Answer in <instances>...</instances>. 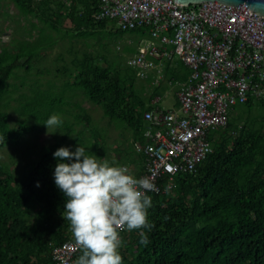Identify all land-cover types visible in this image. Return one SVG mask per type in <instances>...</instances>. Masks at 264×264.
I'll use <instances>...</instances> for the list:
<instances>
[{"label":"trees","instance_id":"trees-1","mask_svg":"<svg viewBox=\"0 0 264 264\" xmlns=\"http://www.w3.org/2000/svg\"><path fill=\"white\" fill-rule=\"evenodd\" d=\"M11 1L20 13L35 16L42 25L31 23L21 45L14 38L0 47V147L18 143L26 131L46 127L53 114L62 124L52 128L57 134L54 144L42 145L36 158L21 162L20 177L13 174V165L0 161V264H55L52 249L75 240L62 216L67 198L54 183L60 161L53 153L60 147L74 152L81 146L102 160L107 157L102 129L73 98L81 93L100 106L110 122L130 131L132 143L127 151H120L121 164L128 162L134 138L142 137L146 126L142 114L151 109L147 100L152 96L145 88L154 94L159 86L140 82L126 63L86 49L67 62L58 54L57 68L34 65L58 39L68 38L67 50L72 52L74 37L89 39L96 29L104 28L125 31L113 19L96 20L94 0ZM128 33L132 43L118 47L127 56L147 35L145 28ZM38 67L42 71L36 77ZM43 69L53 73L45 81ZM62 73L71 77L58 82L55 77ZM9 109L20 117L13 127L8 123ZM216 130L218 134L209 136L212 152L195 172L177 174L170 191L147 193L152 198L147 217L152 228L120 232L122 264H264V101L250 99L235 105L227 124ZM137 159L144 160V154L138 152ZM106 160L112 166L117 163L115 157ZM141 231L147 235V245L140 243ZM81 254L78 249L70 264H76Z\"/></svg>","mask_w":264,"mask_h":264},{"label":"built area","instance_id":"built-area-1","mask_svg":"<svg viewBox=\"0 0 264 264\" xmlns=\"http://www.w3.org/2000/svg\"><path fill=\"white\" fill-rule=\"evenodd\" d=\"M95 1L96 20L113 19L123 31L146 29L147 40L137 42L125 61L138 79H160L161 62L174 57L188 68L176 92L179 110L143 112L149 142H134L144 154L142 172L128 169L152 181L150 192L170 191L177 174L195 172L212 152L209 136L227 124L235 105L264 101V16L246 3L215 0ZM77 251L75 241H64L52 249L53 260L70 264Z\"/></svg>","mask_w":264,"mask_h":264},{"label":"clouds","instance_id":"clouds-1","mask_svg":"<svg viewBox=\"0 0 264 264\" xmlns=\"http://www.w3.org/2000/svg\"><path fill=\"white\" fill-rule=\"evenodd\" d=\"M44 124L47 129L58 128L62 121L53 114ZM53 157L60 161L53 173L55 186L67 198L62 216L82 253L76 264H122L120 232L151 230L147 217L152 198L147 193L155 185L148 177L134 178L127 167L112 166L81 146L74 152L60 147ZM140 243H149L143 231Z\"/></svg>","mask_w":264,"mask_h":264},{"label":"rangeland","instance_id":"rangeland-1","mask_svg":"<svg viewBox=\"0 0 264 264\" xmlns=\"http://www.w3.org/2000/svg\"><path fill=\"white\" fill-rule=\"evenodd\" d=\"M31 23H36L40 26L42 25V23L35 16L23 15L22 13H20V11L17 9V7L13 4L11 0H0V47L2 46V42L13 43L14 38V42H16V44L20 43L21 45L20 40H25V36L27 37V34L25 32L26 30L30 29ZM65 23L68 26L71 25L67 21ZM36 31L37 29L33 30V36L36 35ZM52 34L54 37L56 36V34H54L53 32ZM84 34H88L87 29L84 30ZM130 34L128 33V31H125L124 34H120L117 31L111 29H96L94 31L93 37H90L88 35L89 39H85V37L83 36H81L82 39H78L79 37H74L75 39H77L73 40V44H75V51L73 50L74 52H71V48L67 50L69 46L68 38L58 39L49 51H43V53L41 54L42 58L39 60V62L35 63L34 65L42 66L45 64L46 66L51 65L52 68L54 66L57 68L58 65H55V63H60L59 61L55 60L58 54H62L63 61L67 62V60H70L71 57L82 54L83 50L85 49V51L89 52V54L100 53L102 55H106V57L108 58H114L113 60L119 62L122 65H125L127 55H125L126 53H124L122 50H119L118 47L124 44L132 43V36H128ZM29 42L31 41H27V43ZM89 44L90 46L88 47ZM41 71L42 67L35 68L34 72L36 73H34V76L37 77L38 74H41ZM44 73L45 74L42 75L43 81L51 78L53 74L52 71L46 73L45 70ZM34 76L33 78H36ZM70 77V75H64L62 73L59 77H55V79H58L57 81L60 82L63 79ZM151 90L152 89L150 88H145L146 94L151 95ZM73 100L80 101L81 105L91 115L93 124L98 129H102V144L105 147L107 157H115L117 162L115 165L116 167L128 166L129 164H127V162H121V164L118 162L121 157L120 155H122L121 152H123V150L127 151L129 145L132 143L130 131H126V129L124 130L121 127H117L114 123L110 122L106 117L103 116L101 107L85 100L82 97L81 93L76 94ZM173 103L174 98L172 96H168L163 101H161L160 104L162 107H169ZM8 113L9 125L12 127L16 126L17 118H20L19 115L10 109L8 110ZM217 131L218 130L213 131L215 132V135L218 134ZM56 135L55 132H53L52 128L47 129L46 127L26 131L21 135L18 140V143H9L6 144L4 147H0V161L13 165L11 167V169L13 170V174L16 177L18 173V176L20 177L21 174H23L22 172H19L21 162L22 164H25V162L36 158L38 156L39 149L42 145L48 146L55 143ZM29 148L31 149V151L28 150ZM115 149H117V152H121L115 154L117 153L115 152Z\"/></svg>","mask_w":264,"mask_h":264},{"label":"crops","instance_id":"crops-1","mask_svg":"<svg viewBox=\"0 0 264 264\" xmlns=\"http://www.w3.org/2000/svg\"><path fill=\"white\" fill-rule=\"evenodd\" d=\"M146 40H147V36L136 42L143 43ZM160 68L162 72V77L160 79H157L156 77L152 79L151 77H149L146 80L144 79L139 80L140 82H143V83H146L145 81H147L151 87L159 86V92L151 94L152 98L151 100H147V103L151 105V109H155V110H168V109L179 110L178 102L176 98V92L179 88V84L186 80L188 76V68L182 62H180L179 59H177V57H174L173 59H169V60H163L160 64ZM168 96H172L174 98V103L169 107H162L160 104L161 101H163ZM139 138H141V142H149V138L145 139L144 133H142V137H140L139 135H136V137L134 138L135 139L134 142L138 141ZM133 146H134V143H133ZM137 153L138 152L136 151L135 146H134V151H130L128 154L127 164L129 165L126 166L131 171V173L134 174L135 176L140 175V173L142 172V167H143L141 164L143 160L139 162L140 160L137 159ZM107 158H110V157H107ZM139 158H141L140 155H139Z\"/></svg>","mask_w":264,"mask_h":264},{"label":"water","instance_id":"water-1","mask_svg":"<svg viewBox=\"0 0 264 264\" xmlns=\"http://www.w3.org/2000/svg\"><path fill=\"white\" fill-rule=\"evenodd\" d=\"M203 1H214V0H174V2H178L183 5L193 4V3H201ZM218 2H222L225 4H233L237 5L240 3H246V6L258 14L264 16V0H215Z\"/></svg>","mask_w":264,"mask_h":264}]
</instances>
